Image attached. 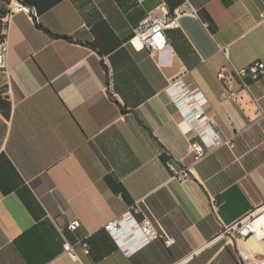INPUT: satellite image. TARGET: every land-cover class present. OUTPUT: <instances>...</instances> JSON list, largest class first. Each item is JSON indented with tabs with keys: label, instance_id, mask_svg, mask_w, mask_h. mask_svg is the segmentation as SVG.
<instances>
[{
	"label": "crops",
	"instance_id": "0c3cea01",
	"mask_svg": "<svg viewBox=\"0 0 264 264\" xmlns=\"http://www.w3.org/2000/svg\"><path fill=\"white\" fill-rule=\"evenodd\" d=\"M183 1L25 0L38 23L23 12L5 28L0 19L8 40L0 264H240V254L264 256V238L219 235L264 204V77L247 79L248 89L233 77L235 94L223 100L227 82L217 76L264 62V0H188L198 17L182 15L166 30L169 48L152 57L131 44L144 18ZM3 9L0 1V16ZM177 80L202 93L207 123L229 142L198 162L189 149L196 132L184 130L170 89ZM169 163L193 166V174L177 180ZM137 202L165 235L127 255L103 226Z\"/></svg>",
	"mask_w": 264,
	"mask_h": 264
},
{
	"label": "built area",
	"instance_id": "2783aa9c",
	"mask_svg": "<svg viewBox=\"0 0 264 264\" xmlns=\"http://www.w3.org/2000/svg\"><path fill=\"white\" fill-rule=\"evenodd\" d=\"M163 15L155 17L148 15L144 18L134 31L131 38V44L138 49H146L153 57L158 52L169 48V39L166 36V30L179 26L178 18L182 15H190L198 17V10L193 7L188 0H184L181 5L172 11H167L164 6L161 8ZM15 12L25 13L34 23H38V15L35 9L28 5L25 0H11L7 12L0 19L7 21L8 24ZM207 24L204 23V26ZM227 54V48H224ZM8 40L7 29H4L0 36V69H7ZM102 64L109 77V87L111 88V70L106 56L101 57ZM220 80L226 81L227 85L221 93L223 100H227L234 96L229 80L236 77L240 80L242 87L248 89L249 85L246 80L256 81L264 77V62H255L247 68L234 69L228 72L225 69L219 70L217 74ZM170 89L175 92L179 103L183 106L182 126L186 132L195 131L198 140L189 143V149L193 152L194 162L202 160L211 150L216 149L224 144H228L227 140H223L215 133L207 123L206 117L202 110L204 97L198 90H189L181 81H174L170 84ZM264 115V113H263ZM172 171V177L177 180L184 181L190 179L193 174V166L185 168H176L173 164H168ZM212 205L215 204V198L210 197ZM134 214H141L142 219L138 221ZM79 226L77 219L71 220L67 224V229L75 231ZM103 228L110 234L117 246L125 253L130 254L140 246L148 243L154 238L165 235L164 230L154 221L146 210L137 202L134 206L124 212L121 216L115 217L106 222ZM62 233V229L59 228ZM230 242H237L250 236L257 239L264 238V204L254 208L246 216H243L236 222L226 225L219 233ZM166 244H170L172 240L166 239ZM64 250L70 254H75L72 245L64 239ZM84 250L87 247L84 245ZM240 264H264V256H255L252 254H240Z\"/></svg>",
	"mask_w": 264,
	"mask_h": 264
},
{
	"label": "rangeland",
	"instance_id": "374dc122",
	"mask_svg": "<svg viewBox=\"0 0 264 264\" xmlns=\"http://www.w3.org/2000/svg\"><path fill=\"white\" fill-rule=\"evenodd\" d=\"M0 1L2 2L3 6H4V9L3 10H4V14H5V12H7V10H8L6 8L10 4L11 0H0ZM3 24H4V22H3Z\"/></svg>",
	"mask_w": 264,
	"mask_h": 264
},
{
	"label": "bare ground",
	"instance_id": "6f19581e",
	"mask_svg": "<svg viewBox=\"0 0 264 264\" xmlns=\"http://www.w3.org/2000/svg\"><path fill=\"white\" fill-rule=\"evenodd\" d=\"M4 22V28L6 27V25H7V21H3Z\"/></svg>",
	"mask_w": 264,
	"mask_h": 264
}]
</instances>
